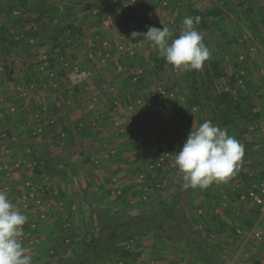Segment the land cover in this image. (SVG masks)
<instances>
[{
	"label": "rangeland",
	"instance_id": "obj_1",
	"mask_svg": "<svg viewBox=\"0 0 264 264\" xmlns=\"http://www.w3.org/2000/svg\"><path fill=\"white\" fill-rule=\"evenodd\" d=\"M18 1L0 0V190L28 217L21 239L32 264L74 262L84 240L100 234V212L119 222L149 216L180 182L183 174L175 155L189 131L199 126L198 109L186 102V71L169 64L156 68L152 56L157 48L142 36L133 39V31L165 25L174 33L170 40L175 39L189 16L188 2L206 11L221 7L225 13L200 31L211 51L201 70L216 58L228 75L238 72L236 63L244 69L243 84L262 112L253 125L264 128V0H246L244 6L239 0H45L56 9L36 39L28 34L23 38V27L13 22L19 15L36 17L30 9H19ZM38 1L29 0V5ZM249 5L254 14L246 11ZM32 24L39 25L35 20ZM68 24L73 27L54 49L55 27ZM12 38L24 40L14 46L8 43ZM105 41L109 56L102 62L94 48ZM76 64L89 71L84 80L72 77ZM217 85L226 90L228 77L218 79ZM55 101L60 110L52 116L46 111ZM227 130L237 134L239 129ZM237 140L250 150L260 144L264 148L263 132L247 131ZM262 156L264 149L256 154L245 148L234 178L196 188L189 199V224L197 230L205 223L212 226L209 245L223 264L264 261V242L250 239L244 244L233 230L241 214L226 211L244 191L236 187L240 172L254 167L256 177L264 179V158L256 167ZM36 161L41 162V174L33 170ZM155 165L162 168L159 175L153 173L157 189L139 172ZM243 182L245 192L250 191L252 184L246 178ZM174 237L136 236L90 264H193L183 239L178 233ZM126 249L131 251L128 256Z\"/></svg>",
	"mask_w": 264,
	"mask_h": 264
},
{
	"label": "trees",
	"instance_id": "obj_2",
	"mask_svg": "<svg viewBox=\"0 0 264 264\" xmlns=\"http://www.w3.org/2000/svg\"><path fill=\"white\" fill-rule=\"evenodd\" d=\"M245 3L246 0L238 1L239 6H244ZM18 4L20 7L16 6L23 11L29 9L33 11L36 15L34 19L35 23L37 22L39 25L34 26L35 24H32L34 20L27 17L23 19L21 15L17 16L13 22L15 25H21L20 27H23V38L26 37V34L35 39L38 38L39 29L49 25V15L55 13L56 7L52 4L47 5L45 0H39L34 5H29V0H19ZM187 4H189L187 9L188 15L192 17L199 16L201 18L200 24L196 25L199 32L209 23H215V19L220 18V16L225 13L221 7L206 11L194 7L189 2ZM245 9L248 13L254 14L253 8L250 5ZM72 27V24L55 27L52 36L54 49L59 48L60 39L63 35L65 36L67 31H70ZM23 38H12L8 43H12V45L15 46L17 43L23 41ZM52 60L51 58L49 59V61L54 63ZM152 60L156 68H163L168 64L158 53L152 56ZM234 65L238 67L237 63ZM51 66L53 65L51 64ZM5 68L9 69L8 65H5ZM8 72L11 73L12 70H8ZM183 76L188 90L187 94L185 93L186 102L189 107L198 109L199 125L205 120H210L214 125H218L221 128L230 129V127H235L239 129L238 133L230 135L237 139L241 134L249 131L250 127L254 126V122L261 118L262 112L256 110L257 105L250 92L249 86L246 85L244 88H241L238 84L240 78L238 72L228 75L225 67L222 65L221 59H212L203 71H186ZM133 77V75H130V81L134 79ZM224 77H228V87L226 90H221L217 85V80ZM243 78L245 81V76H243ZM140 79L141 75L138 77V80ZM57 105L56 101L53 102L50 104V110L46 112L51 114L59 112L60 109ZM38 107H42V105ZM166 147H169V145L166 144ZM41 167L40 161L34 163L33 170L36 174H41ZM161 169L160 166L155 165V168L150 169L152 172H146L144 169H140L139 172H143L146 175V179L150 181L149 185L151 188L157 189V187H155L157 181L154 179L153 173L158 174ZM182 176L180 182L175 185L176 189L171 198L160 199L157 208H155L149 216H139L128 222H119L113 215L107 212H100L98 215L101 227L100 234L97 238L84 240L83 252L77 254L74 262L66 264H90L96 259L108 255L107 253H110L111 250L114 251L118 245L136 236L149 235L158 240H163L166 237L174 240V233L179 234L186 244V249L194 257L202 261L210 260L211 263V260L214 259V261H216L215 264H221L222 260H219L220 257L218 252L210 247L206 238L210 230L206 229V236H202V233L194 230L189 224L186 213L189 207V199L194 189H184L182 187ZM160 193L163 195L161 191ZM123 253L128 256L131 254V251L126 249ZM254 264L263 263L260 259H254Z\"/></svg>",
	"mask_w": 264,
	"mask_h": 264
},
{
	"label": "clouds",
	"instance_id": "obj_3",
	"mask_svg": "<svg viewBox=\"0 0 264 264\" xmlns=\"http://www.w3.org/2000/svg\"><path fill=\"white\" fill-rule=\"evenodd\" d=\"M199 16H186L183 31L175 39L165 25L149 26L147 32L133 31L135 39L152 42L160 57L180 71L201 70L211 58V51L203 42L196 25ZM245 155V146L228 130L205 120L195 130L189 131L183 147L175 155V165L183 174L184 189H207L213 183H227L239 171ZM28 217L0 190V264H32L29 249L22 244L23 226Z\"/></svg>",
	"mask_w": 264,
	"mask_h": 264
},
{
	"label": "crops",
	"instance_id": "obj_4",
	"mask_svg": "<svg viewBox=\"0 0 264 264\" xmlns=\"http://www.w3.org/2000/svg\"><path fill=\"white\" fill-rule=\"evenodd\" d=\"M89 14H91V12L89 11ZM79 17H81V15L79 14L78 15ZM93 17V16H92ZM91 45V44H90ZM98 45H96V47H97ZM95 47V46H94ZM95 49V48H94ZM70 114V113H69ZM69 114H67V113H65L64 115L65 116H68ZM81 115V114H80ZM80 115H78L79 116V118H80ZM52 116H53V114H52ZM49 117H51V116H49ZM69 117V116H68ZM68 117H65V118H68ZM68 119H76L75 117H73V118H71V117H69ZM78 125H80V126H82V124H80V122L79 123H77ZM116 124H117V122H116ZM255 128H256V131H255ZM255 128L254 129H250L249 130V132H251V133H255V134H258V133H264V128H261V129H258L257 128V125L255 126ZM260 135V134H259ZM262 135H260V137H261ZM245 148H248L249 149V152L251 153H256V154H259V153H262L263 154V146H261V144H260V146L258 147V148H255L254 147V149L253 150H250L251 148H249L248 146L246 147L245 146ZM84 149L85 150H87V148L86 147H84ZM262 149V150H261ZM264 158V156H262L258 161H257V163H256V167L257 166H260V163L263 161L262 159ZM97 160H95V162H96ZM41 163V162H40ZM264 163V162H263ZM255 170H257V168H254V167H250V168H246L245 170H243L242 172H240V175H239V177H241L240 179H239V181L237 182V184H236V187L238 188V190H239V188H241L240 190H244V191H241L242 193L243 192H245V188H246V183L245 182H243V180H245V178H246V180H248V183L249 184H252V186L256 183V182H258L259 180H260V178H257L256 176H257V174H258V172H257V174L255 173ZM259 170V169H258ZM239 173V172H238ZM232 178H234V176H232L230 179H232ZM237 178V177H236ZM236 180H238V178L236 179ZM174 193V192H173ZM241 193V194H242ZM241 194H240V197L238 198V197H235V199H234V201L232 200V202H233V204L231 203L230 204V206L227 208V210L226 211H230L231 212V214H233V215H238V214H241V216L239 217L240 218V222H239V226L237 227V228H233V230L235 231V233H236V236H238L239 237V239L240 240H242L243 239V241H244V244L247 242V241H249L250 239H254V240H259V241H261V242H264V213L262 214V212H261V208L258 206V205H256L255 203H253L251 200H249V199H244V198H242L241 197ZM223 207L224 206H227V203L226 202H223ZM218 209H219V207H217L216 209H215V212L217 213V211H218ZM208 211H210V213H211V211L213 210V209H207ZM200 211H201V213H202V209H200ZM208 211H206L205 213H204V215H206V216H208V217H210L211 215L209 214V212ZM187 217V216H186ZM224 224H228L227 222H225V221H222ZM229 225V224H228ZM224 225H222V227H223ZM191 227L194 229V230H197V228H194L192 225H191ZM227 227H229V226H227ZM199 229H201V230H197V231H199L200 233L202 232V236H206L205 234H207L206 233V229H209L210 230V232H209V235L206 237L207 238V241H208V243H210V235L212 234V232H213V230H212V226L210 225V224H208V223H205V225L204 226H200V227H198ZM225 227H223L222 229H224ZM233 230H231V231H233ZM256 230H261L262 231V235H261V237H259V238H257L255 235H253V232L254 231H256ZM185 246H186V244H184ZM201 246H203V247H205L204 245H201ZM192 255V254H191ZM47 257H49V256H47ZM50 259H52L51 257H50ZM49 258H47L46 260H50ZM192 260L194 261H191L193 264L195 263V264H201V263H210V264H215L216 263V261H214V259H212L211 261H212V263L210 262V260L209 261H202V260H199L198 258H196V257H194L193 255H192ZM219 260H222V259H220L219 258ZM226 262V261H225ZM224 262V260H222L221 261V264H223V263H225ZM121 263V262H120ZM262 263L264 264V261H262ZM45 264H47V263H45ZM218 264H220V263H218ZM233 264H236V262H235V260H234V263ZM251 264H254V261H253V263H251Z\"/></svg>",
	"mask_w": 264,
	"mask_h": 264
},
{
	"label": "built area",
	"instance_id": "obj_5",
	"mask_svg": "<svg viewBox=\"0 0 264 264\" xmlns=\"http://www.w3.org/2000/svg\"><path fill=\"white\" fill-rule=\"evenodd\" d=\"M108 42L105 41L104 45H98L94 50V54H97L99 58H101L102 62H106L109 56V51L107 49ZM255 48L252 47L251 51H253ZM93 57V55H91ZM243 58V55L240 56V59ZM236 71H238V75L240 76L238 84L241 86V88H244V78L245 71L244 69H241V67H237ZM53 75V73H51ZM72 77L75 80L81 81L84 80L89 76V71L80 65L76 64L72 68ZM236 92V91H234ZM137 114V113H136ZM255 126H251L250 129H254ZM165 145V144H164ZM35 163V162H34ZM159 185V184H158ZM241 197L244 199H249L256 205H258L261 208L262 214L264 213V179H260L258 182H256L252 189L248 192L242 193ZM253 235H255L257 238L261 237L262 231L256 230L253 232Z\"/></svg>",
	"mask_w": 264,
	"mask_h": 264
}]
</instances>
